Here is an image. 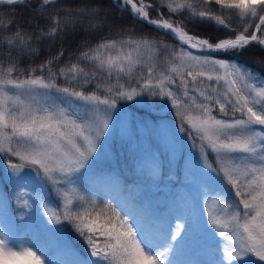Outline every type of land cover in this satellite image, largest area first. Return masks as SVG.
Segmentation results:
<instances>
[{
    "label": "snow or ice",
    "instance_id": "obj_1",
    "mask_svg": "<svg viewBox=\"0 0 264 264\" xmlns=\"http://www.w3.org/2000/svg\"><path fill=\"white\" fill-rule=\"evenodd\" d=\"M0 5L31 10L0 14V160L12 186L34 185V195L17 192L18 214L36 218L41 235L62 238L70 226L87 246L61 261L39 240L36 250L17 249L0 234V264H178L182 255L184 264H264V75L235 58L250 47L264 53V0ZM198 25L211 28L201 34ZM145 94L174 112L163 129L168 155L142 149L135 180L120 185L106 166L109 140L118 131L131 143L137 122L117 105ZM185 138L196 150L185 174L195 171L207 189L206 217L182 196L160 203L151 191L179 167L178 154L185 159ZM112 188L120 198L99 194ZM0 209L10 215L7 193Z\"/></svg>",
    "mask_w": 264,
    "mask_h": 264
},
{
    "label": "trees",
    "instance_id": "obj_2",
    "mask_svg": "<svg viewBox=\"0 0 264 264\" xmlns=\"http://www.w3.org/2000/svg\"><path fill=\"white\" fill-rule=\"evenodd\" d=\"M37 0H32L30 2V5L32 8L36 6ZM5 11L8 12L9 15H15L17 18H25L31 15V10L29 7H23V6H18L16 8H7L5 9L3 5H0V14H3ZM211 26L210 25H198L194 29L195 31L201 33V34H206L210 30ZM145 33H150L153 32V29L147 25H144L142 29ZM160 39H164L167 43L173 44V40L170 37H164L160 36ZM56 49H53V52H55ZM238 59V61L241 64H246L248 65L253 72H259L261 75H264V65L260 63L262 59H264V53H262V50L260 47H250L246 49L243 53L239 54L238 56L235 57ZM147 103H144V108L143 107H138L135 104H127V101H120L119 103L124 104L125 106L128 105V108L131 110V116L135 117L139 113L141 114H146L147 112L154 113L155 112V107L153 102H161L162 100L159 97H151L147 94L143 96ZM37 219L35 218L34 222H28L26 224L25 229L23 232H21L20 237L24 240V242L36 245L37 241L39 240L40 245L44 248L45 252L47 253L50 248V243L48 240L47 234L41 235V233L38 231L36 224H37ZM39 223L42 224V220L39 221ZM65 231L71 240L72 244L74 245L75 249L78 250L79 254L75 255L72 253H67V254H60L58 255V259L61 261H70L72 260L75 256L83 257L87 255V246L85 242L74 232V230L69 226L65 228ZM24 264H29V263H24Z\"/></svg>",
    "mask_w": 264,
    "mask_h": 264
},
{
    "label": "rangeland",
    "instance_id": "obj_3",
    "mask_svg": "<svg viewBox=\"0 0 264 264\" xmlns=\"http://www.w3.org/2000/svg\"><path fill=\"white\" fill-rule=\"evenodd\" d=\"M143 104L144 103H142V105ZM160 110L170 111V106L161 107ZM147 124L150 126L149 128H145L141 123H139V134H140V138H141L142 144L153 143L161 151H163L166 154V156H167L168 153H167V149L165 147V143L166 142H165V139H164V131H163V129H164L165 126L167 128H172L173 124L168 122V121H166V120L165 121L161 120V122L158 123L156 126L153 125L152 123H147ZM157 126H159V127H157ZM146 130H147L148 134L146 133ZM133 137H134V132L132 133V141H131V143H125V138L122 137L119 134L118 131L114 132L113 136L109 140L110 153H111L109 159L114 158V156H115V154H114L115 150L112 147V144L114 142H117V149H118V151L121 152V154L124 157H128L130 155L136 156L137 152H136V148H134V146L137 145V142L133 140ZM195 152H196V150L191 148V141L189 139L185 138L184 143H183V155L187 158L188 162H194L195 163V156H194ZM121 154H120V156H121ZM178 156H180V155L178 154ZM11 174H12L11 170L8 169V171L5 174L6 175V179H8V176L11 175ZM190 176L191 175H186L185 174V168H183V170H182V178L183 179H187ZM125 182L128 183V180L126 178H122V180L120 182V185H123ZM161 185H163V187H165V190H168V188L171 185V182L170 181H163L161 183ZM18 191H20V190L16 189V191L13 193L14 202H15V196H16ZM164 195H165L164 193H160V194H155L154 196L160 203H163L164 202ZM180 196L183 197V195H179L178 197H180ZM46 203H49L50 207L55 208V205H53L52 202H47L46 201ZM203 203L204 204L206 203V195H205V198L203 199ZM16 207H17V205H16ZM21 211H23V210H21ZM41 212L44 215L43 208H41ZM0 213L6 214L7 212H5L3 209H0ZM45 217H47V216H45ZM17 226H18V219H14L13 222L10 224V219L9 218H5L3 216H0V234H3L4 236L9 237V239L11 241L10 246H13V247L18 249L20 246H23V245H19L18 243H16V236L14 234V229ZM52 227H55V226L52 225ZM50 239H51L54 247L56 249H58V250H61V251L63 249H65V247H64L65 243H67L69 245V243H68V241H67V239L65 238L64 235H63L62 238H60V237H58L55 234H50ZM22 261L23 260L16 261V262H14V264H20V263H22Z\"/></svg>",
    "mask_w": 264,
    "mask_h": 264
}]
</instances>
